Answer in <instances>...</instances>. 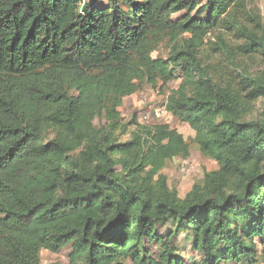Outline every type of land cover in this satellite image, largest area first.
Returning <instances> with one entry per match:
<instances>
[{"label":"trees","instance_id":"1","mask_svg":"<svg viewBox=\"0 0 264 264\" xmlns=\"http://www.w3.org/2000/svg\"><path fill=\"white\" fill-rule=\"evenodd\" d=\"M245 2L0 0V264L64 247L66 264H184L180 235L199 255L190 264L264 263V111L248 120L264 70L223 80L201 56L207 44L226 55L209 38L224 30L264 61L259 22L238 19ZM178 79L165 111L218 166L183 199L160 174L187 158L182 135L129 131L118 112Z\"/></svg>","mask_w":264,"mask_h":264},{"label":"rangeland","instance_id":"2","mask_svg":"<svg viewBox=\"0 0 264 264\" xmlns=\"http://www.w3.org/2000/svg\"><path fill=\"white\" fill-rule=\"evenodd\" d=\"M173 18L178 19L179 16L174 15ZM238 19L243 26L249 29L254 28V21L257 20L260 25L257 30L258 34H264V0H246L245 10L239 13ZM216 35L222 36L226 41L228 46L226 55L221 53L219 45L207 44L201 56L204 64H207L217 76L220 74L223 80H236V75L242 68L249 70L253 75L264 70V61L256 57L244 58L237 50L236 46L241 44L242 39L220 30L209 35L210 42H215ZM188 37V35L184 36V38ZM166 54L165 48L161 46L152 56L154 58L158 56L166 58ZM179 83L180 79L170 81L165 87H161V84H157L155 87L143 86L133 95L122 100L118 112L121 122L127 125L129 131H134L137 125H166L182 135L189 146L187 158H175L168 161L160 174L166 178L168 188L175 190L178 197L183 199L192 186L203 178L205 173L216 170L218 166L214 161L200 154L194 143V132L188 125L181 123L176 117L165 111L166 98L171 90L177 88ZM263 111L264 99L260 98L255 103L248 120L259 118ZM128 139V135L122 137L123 141ZM161 232L164 233V228L161 229ZM178 241L181 245L180 255L184 259V264L199 260V255L191 250L189 242L183 240V235L178 237ZM147 248L155 251L154 247ZM69 252L68 247L62 248L58 253L42 250L40 252V264H66Z\"/></svg>","mask_w":264,"mask_h":264}]
</instances>
